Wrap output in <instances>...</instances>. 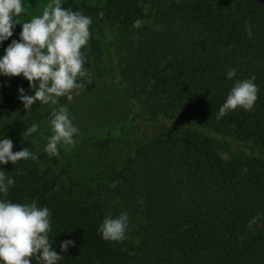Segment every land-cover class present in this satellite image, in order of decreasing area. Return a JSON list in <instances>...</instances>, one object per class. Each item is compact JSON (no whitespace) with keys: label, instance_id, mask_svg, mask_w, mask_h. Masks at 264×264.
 <instances>
[{"label":"trees","instance_id":"trees-1","mask_svg":"<svg viewBox=\"0 0 264 264\" xmlns=\"http://www.w3.org/2000/svg\"><path fill=\"white\" fill-rule=\"evenodd\" d=\"M62 6L92 18L81 48L91 83L80 93L95 85L99 38L107 37L123 88L139 103L133 119L158 129L118 166L77 180L58 156L27 144L51 135L24 131L52 109L36 102L25 111L17 88L30 93L27 80L0 76V136L12 140L13 151L28 147L36 155L0 165L15 181L4 198L50 210L58 264H264V0H62ZM20 30L17 22L0 54ZM230 68L235 75L227 79ZM253 74V109L217 119L233 82ZM66 102L59 97L57 105ZM129 133L118 128L100 136ZM215 135L244 146L243 162L224 161ZM125 210L127 238L101 239V220ZM67 239L73 245L61 252Z\"/></svg>","mask_w":264,"mask_h":264},{"label":"clouds","instance_id":"clouds-1","mask_svg":"<svg viewBox=\"0 0 264 264\" xmlns=\"http://www.w3.org/2000/svg\"><path fill=\"white\" fill-rule=\"evenodd\" d=\"M23 12L22 0H0V42L12 36L16 18ZM91 23L90 16L63 7L62 0H50L40 15L20 23L19 39H12L0 54V76L21 75L27 80L30 93H25L22 87L17 88V99L25 111L36 102L57 104L59 97L71 101L87 83H91V73L84 67L85 56L81 51L89 41ZM235 71V68L228 69L225 77L231 79ZM254 81V74L235 80L219 106L216 118L237 108L251 111L258 92ZM48 124L51 135L43 150L49 156H57L58 145L74 144V135L79 129L65 105L49 113ZM37 131L38 125L32 123L24 135ZM12 147L11 139L0 136V165L36 159L28 147L18 151H13ZM14 183V179L0 168V264H32L33 258L37 264H58L61 254L53 250L48 237L50 210L38 206L35 200L18 203L4 198ZM128 226L129 215L125 210L116 216H105L98 224L97 232L103 240L120 242L127 238ZM71 245L70 239L61 241V252Z\"/></svg>","mask_w":264,"mask_h":264},{"label":"rangeland","instance_id":"rangeland-1","mask_svg":"<svg viewBox=\"0 0 264 264\" xmlns=\"http://www.w3.org/2000/svg\"><path fill=\"white\" fill-rule=\"evenodd\" d=\"M50 0H22L24 12L16 18L23 23L33 16L40 15L43 7ZM103 47V56L96 68L95 85L92 89L82 92L62 105H65L73 123L79 132L74 135L75 143L70 147L58 145V160L62 167L70 170L77 180H89L97 172L111 166H118L122 159L137 144L149 138L150 132L156 131L158 126L145 127L143 120L133 119V110L139 112V103L131 99L123 88V83L117 74L114 54L108 46V38H99ZM60 105L49 103L47 108L52 110ZM38 130L50 131L49 114L43 111ZM122 128L129 131L128 135H101L108 130ZM90 136L91 137L88 139ZM136 140V141H135ZM135 141V143H134ZM214 142L218 153L226 162H243L247 149L235 144L226 137L215 135ZM47 138L35 136L27 141L34 148H44Z\"/></svg>","mask_w":264,"mask_h":264}]
</instances>
